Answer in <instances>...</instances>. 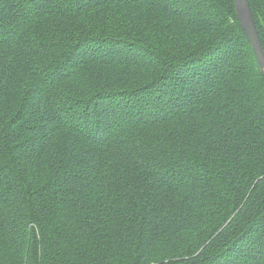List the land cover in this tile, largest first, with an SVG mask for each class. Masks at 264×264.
<instances>
[{
  "label": "trees",
  "instance_id": "1",
  "mask_svg": "<svg viewBox=\"0 0 264 264\" xmlns=\"http://www.w3.org/2000/svg\"><path fill=\"white\" fill-rule=\"evenodd\" d=\"M0 264H264L234 0H0Z\"/></svg>",
  "mask_w": 264,
  "mask_h": 264
},
{
  "label": "water",
  "instance_id": "2",
  "mask_svg": "<svg viewBox=\"0 0 264 264\" xmlns=\"http://www.w3.org/2000/svg\"><path fill=\"white\" fill-rule=\"evenodd\" d=\"M234 3L238 22L251 44L260 71L264 74V49L248 0H234Z\"/></svg>",
  "mask_w": 264,
  "mask_h": 264
}]
</instances>
